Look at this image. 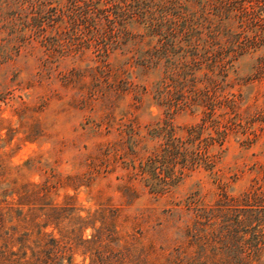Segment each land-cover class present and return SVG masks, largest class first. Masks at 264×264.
<instances>
[{
	"label": "trees",
	"instance_id": "trees-1",
	"mask_svg": "<svg viewBox=\"0 0 264 264\" xmlns=\"http://www.w3.org/2000/svg\"><path fill=\"white\" fill-rule=\"evenodd\" d=\"M107 4L82 16L74 9L51 15L50 22L54 16L69 20V26L57 27L61 29L51 49L67 46L76 52L85 43L106 52L111 45L124 47L132 42L138 49L145 38L155 40L144 64L148 69L154 61L165 59L169 65L159 105L173 113L199 111L200 123L184 127L185 135L178 136L165 120L162 127L150 129L161 140L148 147L135 118L129 113L120 118L113 114L118 98L133 94L137 100L136 85L128 81L125 70L98 67V74H92L96 89L86 83L77 89L87 91L88 103L82 105L106 113L100 126L115 137L98 145L102 157H89L87 174L99 175L101 168L126 170L118 187L122 203L102 204L83 216L73 196L56 201L60 188L77 189L83 175L52 173L39 183L16 184L6 182L9 170L0 159V186H5L0 192V264H78L73 261L76 254L83 256L79 264H264V164L247 190L238 195L221 191L213 204L192 196L184 207L134 208L140 196L132 184L145 180L151 194L163 196L185 172L201 165L212 167L209 147L222 145L229 132L242 126L247 117L240 95L225 93L226 62L214 48L219 43L208 33L200 53L199 42L203 22L211 23L213 17L229 31H237L242 52H261L257 70L264 76V0H107ZM92 13L97 20L91 19ZM133 23L144 32L129 30ZM67 38H78L80 43L69 44ZM203 69L207 71L199 78L196 73ZM61 79L64 87L71 85L66 74ZM252 117L264 120V107ZM210 129L216 137L210 133L203 137ZM87 230L90 234L85 236Z\"/></svg>",
	"mask_w": 264,
	"mask_h": 264
},
{
	"label": "rangeland",
	"instance_id": "rangeland-1",
	"mask_svg": "<svg viewBox=\"0 0 264 264\" xmlns=\"http://www.w3.org/2000/svg\"><path fill=\"white\" fill-rule=\"evenodd\" d=\"M108 5L107 0H0V159L9 170L6 182L39 183L52 173L83 175L81 186L60 188L56 197V201L61 202L65 195L73 196L83 216L102 204H121L118 187L127 173L118 167L108 172L101 168L100 174L91 178L87 174L89 157H102L98 145L115 137L106 134L104 126H100L106 113L98 107L82 105L83 101L88 103L87 91L82 93L77 89L81 83L96 89L92 74H98V67L125 70L128 81L136 85L137 100L133 94L118 98L113 114L120 118L129 113L135 118L148 147L161 140L157 132L150 129L162 127L165 120L178 136H184L183 128L200 123L201 119L199 111L173 113L159 105L163 83L168 82L169 65L165 59L154 61L148 69L144 64V59L153 53L155 40L145 38L138 49L132 42L124 47L111 45L106 52H98L94 45L85 43L76 52L67 50V46L51 49L61 29L57 27L69 26L66 17L62 22L54 16V22H50L51 15H59L63 10L66 14V10L74 9V13L79 12L77 16H82L90 8ZM96 17L92 13L91 19L97 20ZM210 19L211 23L203 22L205 28L199 52H203L206 35L211 33L219 43L215 51L221 52L226 62L225 93L240 95L241 109L247 119L237 132H229L222 145L215 143L209 147L214 159L212 167L201 165L193 172H185L163 196L151 194L150 183L145 180L133 182L140 196L134 208L152 206L161 210L175 204L184 207L192 196L205 204H213L221 191L238 195L247 190L258 175L259 165L264 164V120L252 117L264 107V76L257 70L261 52H242L236 43L237 31H229L213 17ZM128 29L144 32L134 23ZM68 38L65 41L69 44L80 43L78 38ZM206 71L203 69L196 74L201 78ZM61 74H66L71 81L69 87H64ZM208 133L216 137L211 129L203 137ZM100 162L95 161L98 165ZM176 169L179 170V165ZM3 187L0 186V192ZM89 234L87 230L85 236ZM73 261L79 264L83 256L76 254Z\"/></svg>",
	"mask_w": 264,
	"mask_h": 264
}]
</instances>
